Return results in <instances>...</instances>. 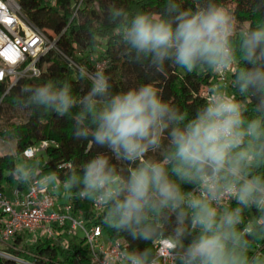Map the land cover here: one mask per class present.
I'll return each mask as SVG.
<instances>
[{
    "label": "clouds",
    "instance_id": "9594fccd",
    "mask_svg": "<svg viewBox=\"0 0 264 264\" xmlns=\"http://www.w3.org/2000/svg\"><path fill=\"white\" fill-rule=\"evenodd\" d=\"M253 7L264 16V0H254ZM105 21L130 62H146L162 74L166 65L187 72L236 65L235 91L211 89L206 103L186 118L152 83L114 93L111 76L100 69L79 72L90 81L79 98L69 81L18 79V108L71 117L74 138L111 153L71 171L65 189L100 206L103 223L114 232L150 245L167 240L174 264H264V253L249 254L253 241H264V20L238 30L234 11L217 0H200L195 9L165 0L158 13L130 14L113 5ZM31 156L26 152V159ZM11 175L23 184L40 176L27 163ZM41 179L53 184L59 178L48 173ZM225 200L235 206L226 207ZM248 209L257 215L245 222ZM161 260L152 247L118 253V264Z\"/></svg>",
    "mask_w": 264,
    "mask_h": 264
},
{
    "label": "trees",
    "instance_id": "16d2710c",
    "mask_svg": "<svg viewBox=\"0 0 264 264\" xmlns=\"http://www.w3.org/2000/svg\"><path fill=\"white\" fill-rule=\"evenodd\" d=\"M80 1L74 10V5ZM22 13L51 40H55V48L50 49L39 61L44 70L39 77L20 80V84L43 83L48 79L69 81L73 94L77 98L90 89V81L80 79L79 72L87 68L95 71L97 62H105L103 69L111 76L112 91H126L141 83H152L163 89V98L181 110L186 118H191L197 108L206 103L203 88L215 84L214 71H193L166 65L164 74L147 67V63L138 64L128 60L114 43L115 29L107 24L105 16L111 6L123 7L130 14L137 11L158 13L165 0H19ZM184 8L195 9L200 0H178ZM230 8L237 17L238 30H247L264 20L260 12L254 11V0H217ZM75 11V15L73 12ZM230 76L225 91L234 92L231 87L233 74ZM221 86V85H218ZM6 86L0 83L1 105L18 108L13 99L19 91L16 84L7 93ZM78 109H73L76 113ZM74 121L71 117H59L55 113L32 114L27 112L23 122L11 123L0 129L3 139H15V154H0V191L7 192L13 188L24 189L27 184L19 183L12 178V169L27 163L35 167L41 178L48 173H55L57 182L63 184L71 171L79 172L83 163L97 155L106 153L107 148L99 147L88 140L74 138ZM41 141L49 144L33 158L22 156V151ZM159 158V157H157ZM115 162V161H114ZM118 167L119 163L116 162ZM186 191L192 186L184 185ZM72 204L73 217H81L85 226H100L104 235L111 240H120L125 248L143 250L152 247L153 243L132 240L124 234L116 233L103 223L104 210H96L94 202L80 199L74 190H67ZM234 207V201L225 205ZM256 210L248 209L244 213L245 222L256 218ZM2 216L0 214V220ZM1 226V222H0ZM54 236H40L34 242L28 240L22 249L12 250L16 257L25 262L36 264H91L88 245L84 237L68 233L67 226L56 227ZM17 237L12 245L22 244ZM24 242V241H23ZM187 243V241H186ZM261 244L260 253H264V241H253L249 254H256V245ZM0 264H24L17 260L4 259L0 256Z\"/></svg>",
    "mask_w": 264,
    "mask_h": 264
},
{
    "label": "built area",
    "instance_id": "2783aa9c",
    "mask_svg": "<svg viewBox=\"0 0 264 264\" xmlns=\"http://www.w3.org/2000/svg\"><path fill=\"white\" fill-rule=\"evenodd\" d=\"M80 1L74 5V10ZM75 15V11L73 12ZM55 48V40L50 39L43 31L38 29L23 13L19 0H0V83L9 91L17 80L39 77L43 68L39 66L41 58ZM105 62H97L96 69H103ZM234 71H214L215 84L205 87L206 100L210 90L222 85L225 87ZM4 139L0 134V142ZM47 141L29 146L22 151L31 152L33 158L38 152L48 146ZM64 185V184H63ZM230 201L225 200L224 204ZM56 202L49 186L41 178L34 179L24 189L13 188L9 192L0 191V243L10 244L17 237L28 235V241L34 242L40 236H54L56 227L67 226L68 233L81 229L88 245L91 264H118V253L125 249L120 240H111L105 236L100 226H85L81 217L72 215V204L69 202L55 211ZM96 210H102L94 203ZM168 241L160 239L153 242V249L162 257L161 264H174L169 258ZM261 244L256 245V253H260ZM0 255L5 256L0 252ZM21 263H27L15 258Z\"/></svg>",
    "mask_w": 264,
    "mask_h": 264
},
{
    "label": "rangeland",
    "instance_id": "374dc122",
    "mask_svg": "<svg viewBox=\"0 0 264 264\" xmlns=\"http://www.w3.org/2000/svg\"><path fill=\"white\" fill-rule=\"evenodd\" d=\"M206 88H203V91ZM27 118V111H24L20 108H10L7 107L6 105H1L0 109V129H5L6 127L9 126L11 123H19L25 121ZM15 139L13 138H6L2 142H0V154H15ZM131 167V166H129ZM50 190H52V193L54 195V201L56 202L57 206L61 207L69 202V195L67 190L65 189L63 184H60L59 182L53 183V184H48ZM79 218V217H76ZM57 231V228L54 229ZM56 233V232H55ZM79 237H83L84 233L81 229H77L75 232ZM106 236V235H105ZM22 238V244H19L17 247L12 245V241L10 244H1L0 243V252L3 253L5 256L0 255L4 259H12L16 260L15 258L16 255L11 252L9 249L12 250H19L22 249L23 244L28 240V235H24ZM24 241V242H23ZM19 259V258H18ZM21 260V259H19ZM25 264V263H24ZM26 264H36L34 262H27Z\"/></svg>",
    "mask_w": 264,
    "mask_h": 264
},
{
    "label": "crops",
    "instance_id": "0c3cea01",
    "mask_svg": "<svg viewBox=\"0 0 264 264\" xmlns=\"http://www.w3.org/2000/svg\"><path fill=\"white\" fill-rule=\"evenodd\" d=\"M46 185L48 186V184H46ZM7 192H9V191H7ZM57 205H55V207L53 208V210H55V211L61 210V208H62L61 205L60 206H57Z\"/></svg>",
    "mask_w": 264,
    "mask_h": 264
}]
</instances>
